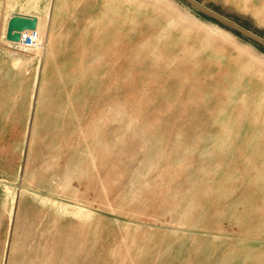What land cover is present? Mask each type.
Listing matches in <instances>:
<instances>
[{"label":"rangeland","instance_id":"1","mask_svg":"<svg viewBox=\"0 0 264 264\" xmlns=\"http://www.w3.org/2000/svg\"><path fill=\"white\" fill-rule=\"evenodd\" d=\"M225 1L201 3L264 36ZM135 12L104 71L92 62L116 148L100 203L141 220L131 240L152 247L147 264H264V47L185 0Z\"/></svg>","mask_w":264,"mask_h":264},{"label":"crops","instance_id":"2","mask_svg":"<svg viewBox=\"0 0 264 264\" xmlns=\"http://www.w3.org/2000/svg\"><path fill=\"white\" fill-rule=\"evenodd\" d=\"M224 5L263 30L264 0ZM135 9L136 0H0V264L152 259L150 245L131 240L141 220L100 203V192L108 200L113 190L116 148L108 107L92 92V62L104 71ZM13 12L39 17L41 56L8 49L2 36ZM151 224L146 230L158 232Z\"/></svg>","mask_w":264,"mask_h":264},{"label":"water","instance_id":"3","mask_svg":"<svg viewBox=\"0 0 264 264\" xmlns=\"http://www.w3.org/2000/svg\"><path fill=\"white\" fill-rule=\"evenodd\" d=\"M189 5L193 8L201 11L203 14L208 15L209 17L216 20L221 25H225L230 27L236 32L241 33L242 35L246 36L252 41H256L260 45L264 47V38L258 35L255 32L247 29L241 24H237L236 22L232 21L231 19L227 18L225 15H221L217 11L205 6L198 0H185ZM39 23V17L37 15H30L25 14L22 12H13L11 17L8 20V24L6 27V39L10 41L19 42L22 37V32L25 30H34L37 28Z\"/></svg>","mask_w":264,"mask_h":264},{"label":"built area","instance_id":"4","mask_svg":"<svg viewBox=\"0 0 264 264\" xmlns=\"http://www.w3.org/2000/svg\"><path fill=\"white\" fill-rule=\"evenodd\" d=\"M43 31L35 28L34 30H25L22 32V37L19 42L11 41L10 45H7L13 54H19V52L34 51L43 48Z\"/></svg>","mask_w":264,"mask_h":264},{"label":"bare ground","instance_id":"5","mask_svg":"<svg viewBox=\"0 0 264 264\" xmlns=\"http://www.w3.org/2000/svg\"><path fill=\"white\" fill-rule=\"evenodd\" d=\"M3 45V44H2ZM8 45V44H7ZM8 47V46H7ZM8 49L10 50V48L8 47ZM22 52H24V51H22ZM19 53H21V52H19ZM18 55V54H17Z\"/></svg>","mask_w":264,"mask_h":264},{"label":"trees","instance_id":"6","mask_svg":"<svg viewBox=\"0 0 264 264\" xmlns=\"http://www.w3.org/2000/svg\"><path fill=\"white\" fill-rule=\"evenodd\" d=\"M238 33V32H237Z\"/></svg>","mask_w":264,"mask_h":264}]
</instances>
